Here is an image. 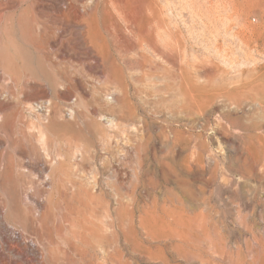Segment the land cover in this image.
I'll return each mask as SVG.
<instances>
[{"label":"rangeland","instance_id":"374dc122","mask_svg":"<svg viewBox=\"0 0 264 264\" xmlns=\"http://www.w3.org/2000/svg\"><path fill=\"white\" fill-rule=\"evenodd\" d=\"M257 76L264 0H0V264H264Z\"/></svg>","mask_w":264,"mask_h":264},{"label":"bare ground","instance_id":"6f19581e","mask_svg":"<svg viewBox=\"0 0 264 264\" xmlns=\"http://www.w3.org/2000/svg\"><path fill=\"white\" fill-rule=\"evenodd\" d=\"M150 12V11H149ZM159 14V13H158ZM151 15H152V13H151ZM153 18V17H152ZM158 18H159V16H158ZM158 20V19H157ZM156 21V19H154V22ZM151 23H153L152 21H151ZM150 24V23H149ZM151 26H152V24H150ZM156 25H154V27H155ZM158 26V25H157ZM154 29H156V28H154ZM143 61V60H142ZM258 78V76L257 77H254L253 78V80H255V81H253V83L251 82V83H249V84H246V83H243V85H242V88L243 89H248L249 91H252V90H257L258 92H260L261 90H262V86L261 85H263L264 84V80H261V81H259V79H257ZM240 92V90H231L230 92H229V94L230 95H232V96H235V95H237L238 93ZM191 94V93H190ZM188 96H189V94H188ZM192 96V95H191ZM193 99V98H192ZM206 99V98H205ZM241 99V98H240ZM245 100H247V99H245ZM193 102V101H192ZM234 102L237 104L238 103V101H237V98H235L234 99ZM247 102V101H246ZM194 103V102H193ZM241 103V102H240ZM243 103V102H242ZM256 103V102H255ZM258 103V102H257ZM262 102L261 101H259V104H261ZM233 104V103H232ZM234 105V104H233ZM242 105V104H241ZM201 106V105H200ZM213 106V105H212ZM259 106V105H258ZM211 107V106H210ZM242 107V106H241ZM261 108H263V107H261ZM199 110V109H198ZM263 110V109H262ZM71 112L73 113V109H71ZM204 113H205V111H204ZM203 114V113H202ZM27 115H28V117H29V120H30V122H32V123H37V127H38V131H39V133L43 136L44 134H45V132H46V121H44L43 120V118H41L40 117V115H38V113H36V110H35V107L34 106H32V108H31V106H29L28 108H27ZM1 119V118H0ZM42 120V121H41ZM44 121V122H43ZM111 124H112V122H111ZM110 124V125H111ZM112 126V125H111ZM110 126V127H111ZM224 129H222V131H223ZM262 131V130H261ZM257 132V131H256ZM240 133V132H239ZM243 133V132H242ZM242 133H240V135L242 134ZM245 133V132H244ZM222 135V134H221ZM240 135L237 137L238 139H237V141L239 140V137H240ZM223 136V135H222ZM242 136V135H241ZM235 138V137H234ZM234 138H233V140H234ZM243 138V137H242ZM241 138V139H242ZM222 139V138H221ZM223 140V139H222ZM236 140V139H235ZM243 140V139H242ZM245 140V139H244ZM240 142V141H239ZM244 142H246V141H244ZM246 144V143H245ZM258 144H260V142L258 143ZM238 145V144H237ZM241 145V147H239ZM240 145L238 146V148L240 149V148H242V147H244V149L246 148V146H242L243 144L242 143H240ZM255 145H257V144H255ZM242 150V149H241ZM241 150H240V152H241ZM75 151L76 152H80L81 151V149L79 148V147H75ZM248 152H249V150H248ZM247 152V153H248ZM264 152V151H263ZM245 153V152H244ZM250 154V153H249ZM58 156H59V154H58ZM250 156H251V154H250ZM248 158V157H247ZM249 160H250V158H249ZM252 160V159H251ZM53 162V165L54 164H57L58 162L56 161V159L54 160V158H53V160H52ZM256 161V160H255ZM258 164V163H257ZM256 163L255 164H253V165H257ZM261 164V163H260ZM255 167V166H254ZM253 167V168H254ZM11 168V167H10ZM3 170V169H2ZM8 175V174H7ZM11 176V175H10ZM13 176V175H12ZM12 178V177H11ZM14 178H12V180H13ZM49 179V178H48ZM6 180H7V177H6ZM10 181V180H9ZM16 181H17V179H16ZM47 181V180H46ZM4 183H5V181H4ZM17 183V182H16ZM7 184H8V186H9V183H8V181H7ZM12 186V185H11ZM13 186H14V184H13ZM13 188H15V186L13 187ZM12 188V189H13ZM12 189H11V191H12ZM13 192V191H12ZM51 193H52V191H49V193H48V199L51 197ZM14 196V195H13ZM12 197V196H11ZM13 198V197H12ZM46 200V199H45ZM49 201V200H48ZM14 205V204H13ZM36 211V210H35ZM35 217V216H34ZM16 224V223H15ZM9 226V225H8ZM11 228V227H10ZM24 239V238H23Z\"/></svg>","mask_w":264,"mask_h":264},{"label":"built area","instance_id":"2783aa9c","mask_svg":"<svg viewBox=\"0 0 264 264\" xmlns=\"http://www.w3.org/2000/svg\"><path fill=\"white\" fill-rule=\"evenodd\" d=\"M36 110L37 111H43V112H45V115L47 116V115H49V113H50V102L48 101V102H39V103H37L36 104ZM67 115L68 116H70L71 115V111H70V109H67Z\"/></svg>","mask_w":264,"mask_h":264}]
</instances>
